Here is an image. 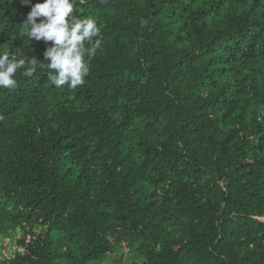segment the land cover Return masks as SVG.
<instances>
[{
  "label": "trees",
  "instance_id": "16d2710c",
  "mask_svg": "<svg viewBox=\"0 0 264 264\" xmlns=\"http://www.w3.org/2000/svg\"><path fill=\"white\" fill-rule=\"evenodd\" d=\"M73 3L85 84L0 89V264H264V0ZM29 10L0 52L42 60Z\"/></svg>",
  "mask_w": 264,
  "mask_h": 264
},
{
  "label": "clouds",
  "instance_id": "9594fccd",
  "mask_svg": "<svg viewBox=\"0 0 264 264\" xmlns=\"http://www.w3.org/2000/svg\"><path fill=\"white\" fill-rule=\"evenodd\" d=\"M84 0H81L83 3ZM28 6L22 32L31 44L42 42L43 59L25 57L19 51L0 52V89L17 86V74L32 77L46 64L48 79L56 88L75 90L85 84L89 63L101 47L102 24L96 17H80L73 0H20Z\"/></svg>",
  "mask_w": 264,
  "mask_h": 264
},
{
  "label": "rangeland",
  "instance_id": "374dc122",
  "mask_svg": "<svg viewBox=\"0 0 264 264\" xmlns=\"http://www.w3.org/2000/svg\"><path fill=\"white\" fill-rule=\"evenodd\" d=\"M6 252H7V249H4V251H2L1 253H2L3 255H5ZM112 257H113V256H112ZM112 257H111V259H112ZM110 263H111V260H110V259L105 260V264H110Z\"/></svg>",
  "mask_w": 264,
  "mask_h": 264
}]
</instances>
